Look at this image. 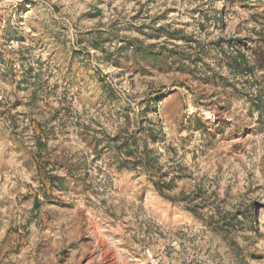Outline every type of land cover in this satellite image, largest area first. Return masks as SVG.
Listing matches in <instances>:
<instances>
[{
    "label": "rangeland",
    "instance_id": "obj_1",
    "mask_svg": "<svg viewBox=\"0 0 264 264\" xmlns=\"http://www.w3.org/2000/svg\"><path fill=\"white\" fill-rule=\"evenodd\" d=\"M0 264H264V0H0Z\"/></svg>",
    "mask_w": 264,
    "mask_h": 264
}]
</instances>
